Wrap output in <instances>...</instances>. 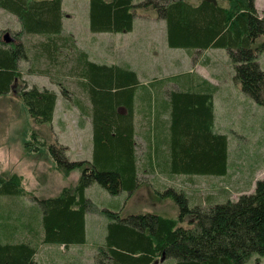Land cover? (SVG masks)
<instances>
[{
  "label": "trees",
  "instance_id": "trees-1",
  "mask_svg": "<svg viewBox=\"0 0 264 264\" xmlns=\"http://www.w3.org/2000/svg\"><path fill=\"white\" fill-rule=\"evenodd\" d=\"M62 4L63 0H0V7L21 23L16 44L0 42V98L17 91L40 126L31 133L36 154L48 146L55 170L64 176L80 171L75 185L49 198L27 193L17 173L0 174V196L30 195L41 203L37 215H8L19 224L6 223V229H0V264H42L38 252L43 245L57 244L66 251L85 244L86 216L92 207L87 189L97 183L113 196L126 193L129 201L148 182L147 177H152L150 186L157 196L167 188L165 194L173 197L177 213L124 214L125 205L117 213L110 212L103 242H98L102 264H154L159 259H174L175 264H248L253 256L264 255V179L257 181L253 193L223 203L208 202L207 207L191 206L183 190L165 187L157 179L160 174L169 179L228 174L229 141L215 129L211 87L172 91L164 98L163 85L154 79L159 97L140 96L144 85L130 64L95 62L73 35L64 32ZM138 10H152L165 21L171 49H226L234 65L235 84L264 106V70L257 60L264 51V15L255 0H144L137 4L89 0L90 30L131 32ZM24 36L40 39L30 42ZM21 60L32 62L28 73L62 86V98L73 101L81 126L85 119L90 121V160L72 162L65 149L57 152L52 130L48 141L43 127L53 124L59 95L24 82ZM33 62L42 66L35 67ZM16 81L24 84L18 85L19 91ZM71 81L77 90L70 92L66 84ZM139 146L145 149L143 158Z\"/></svg>",
  "mask_w": 264,
  "mask_h": 264
},
{
  "label": "rangeland",
  "instance_id": "rangeland-1",
  "mask_svg": "<svg viewBox=\"0 0 264 264\" xmlns=\"http://www.w3.org/2000/svg\"><path fill=\"white\" fill-rule=\"evenodd\" d=\"M135 4L144 0H133ZM255 5L261 16L264 15V0H255ZM63 28L66 34L75 37L81 49L89 53L91 60L98 63H114L121 66L129 65L139 74L144 83L140 88L141 95L159 97L160 89L156 80L174 77V73L189 72L207 78L212 84L215 105V129L226 134L229 141V172L225 176L196 175L192 179L176 176L172 179L158 175L159 182L165 187L183 190L191 206L223 203L236 200L243 193H253L257 181L264 179V106L244 93L234 82V65L228 51L224 48H213L206 56L192 57L189 64L178 53L180 50L171 49L167 45L166 24L157 19L152 10H138L131 32H102L94 33L89 27V0H63ZM21 30L19 19L11 12L0 7V42L6 34L16 44ZM35 41L40 37L24 36V40ZM43 38H41L42 40ZM264 70V51L257 59ZM31 61L21 60L22 80L29 86L39 89H51L58 93L53 124L43 127L51 139L50 131L54 132V149L58 152L65 149L67 159L72 162L90 160L93 154L91 141V123L85 119L81 126L80 113L72 100H64L62 86L49 81L45 76L28 73ZM35 67L42 65L33 62ZM196 71V72H195ZM154 80V81H153ZM149 83H154L153 87ZM20 84V85H19ZM66 84V83H65ZM22 81H16L19 91ZM165 85V84H164ZM71 92L77 90L73 81L66 84ZM166 86V85H165ZM167 88V86H166ZM165 92L163 91V96ZM63 97V98H62ZM142 127H145L142 125ZM28 114L17 91L0 98V174L17 173L23 178L27 193L37 198H49L58 195L65 187L75 185L80 177V171H72L70 175L54 169L55 161L48 146L42 147L36 154L35 141L31 136L32 130H38ZM139 142L141 139L137 138ZM33 143L26 147V143ZM50 143V142H48ZM53 152V151H52ZM138 152L142 158L145 149L139 146ZM143 183L130 198L121 193L111 195L102 186L95 183L87 189V197L92 207L86 216L87 241L83 245L68 248L57 244H46L40 247L38 257L44 262L51 261L60 264H102L98 242H103L106 234L110 212L117 213L125 205L124 214L135 211H159L170 215L177 213L172 196L166 195L167 188L160 190L157 196L151 188L152 177ZM155 184V183H154ZM209 202V203H208ZM208 203V204H207ZM40 205L30 195L21 197L0 196V229H6L5 224L18 225L19 222L10 216L19 218L22 213L27 217L36 214ZM25 222L23 217L22 223ZM5 227V228H4ZM8 229H12L9 226ZM21 229H23L21 227ZM66 256V257H63ZM154 264H175L174 259L157 260ZM248 264H264V255H255Z\"/></svg>",
  "mask_w": 264,
  "mask_h": 264
},
{
  "label": "crops",
  "instance_id": "crops-1",
  "mask_svg": "<svg viewBox=\"0 0 264 264\" xmlns=\"http://www.w3.org/2000/svg\"><path fill=\"white\" fill-rule=\"evenodd\" d=\"M177 50H180V52H176V53H178V55L180 57H183L185 59V61L188 62V64H189V61L192 57L195 60H196V58H198V66H199L200 64H202V62H200L201 57L206 56L207 53L212 51L213 49H208L205 51H202V50H186V49H177ZM174 74H175L174 78H169L168 80L165 78L161 79V80L157 79L158 84L163 85V91L165 92L164 98L169 97V95L172 91H183V90H187V89L195 90L196 88H201L202 90H206V89H208L209 86L211 87V89L213 87V84L207 78H205L204 76H202L200 74H198V76H196V75H193L192 73H189L188 71L184 72V73H174ZM142 84L145 85L144 83H142ZM164 84L167 86V88ZM140 187H139V189H140Z\"/></svg>",
  "mask_w": 264,
  "mask_h": 264
},
{
  "label": "water",
  "instance_id": "water-1",
  "mask_svg": "<svg viewBox=\"0 0 264 264\" xmlns=\"http://www.w3.org/2000/svg\"><path fill=\"white\" fill-rule=\"evenodd\" d=\"M13 40L10 38L9 34H6L3 38V42L9 44L10 42H12Z\"/></svg>",
  "mask_w": 264,
  "mask_h": 264
}]
</instances>
